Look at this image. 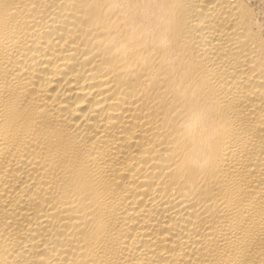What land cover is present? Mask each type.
Wrapping results in <instances>:
<instances>
[{"label": "bare ground", "instance_id": "obj_1", "mask_svg": "<svg viewBox=\"0 0 264 264\" xmlns=\"http://www.w3.org/2000/svg\"><path fill=\"white\" fill-rule=\"evenodd\" d=\"M0 264H264V0H0Z\"/></svg>", "mask_w": 264, "mask_h": 264}]
</instances>
